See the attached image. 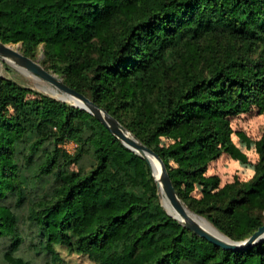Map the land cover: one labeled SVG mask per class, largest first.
<instances>
[{
    "label": "trees",
    "instance_id": "16d2710c",
    "mask_svg": "<svg viewBox=\"0 0 264 264\" xmlns=\"http://www.w3.org/2000/svg\"><path fill=\"white\" fill-rule=\"evenodd\" d=\"M0 42L29 58L42 45L45 69L156 153L180 200L220 233L243 241L264 224V136L249 180L206 176L232 147L230 118L264 112V0H0ZM30 92L0 77V264H59L56 246L97 264H264V239L224 249L167 214L149 164L87 111L41 95L24 104L38 119L59 109L54 130L15 124L5 109ZM21 141L43 155L28 179ZM87 145L95 165L66 173Z\"/></svg>",
    "mask_w": 264,
    "mask_h": 264
},
{
    "label": "rangeland",
    "instance_id": "374dc122",
    "mask_svg": "<svg viewBox=\"0 0 264 264\" xmlns=\"http://www.w3.org/2000/svg\"><path fill=\"white\" fill-rule=\"evenodd\" d=\"M11 46L20 51V43H11ZM31 59L37 61L43 68L49 67V63L43 64L44 56L42 45L37 47L34 57ZM47 71L51 72V70L48 69ZM55 75L63 80L62 75ZM0 77H6L19 86L28 88L32 91L27 94H18L15 97V102L5 109L7 117H9L15 124L26 128L29 132L35 131L36 129H40L45 132L53 131L54 124L61 117V111L57 108L49 106L45 108L47 117L38 119L34 114V111L28 106L29 104H24L26 100L36 102L42 95L73 106V100L60 99L58 95L62 97L61 92L55 90V88L45 80L37 78L31 73H26L20 65L10 59L0 58ZM49 88L54 90L56 95L50 93ZM230 126L232 129V147L222 152L217 159L211 161L208 164L206 171L209 183L212 184L214 178H217L219 187L225 183L232 182L234 179L246 181L253 176L255 172V165L259 157L256 150V142L264 136V112L259 111L256 107H251L245 112L231 117ZM0 137H6V132L2 129H0ZM155 142L159 146H167L171 141L166 136L159 135L156 137ZM60 147L68 153L73 154L77 146L73 142H66ZM16 150L24 157V161L22 160L23 173L27 179L31 178V176L36 173L38 165L42 161V152H32L29 149L28 142L26 141L16 143ZM95 163L96 159L94 157L93 149L91 146L87 145L83 149L82 155L72 164L65 165L63 170L68 174H74L78 171L88 172L95 165ZM151 176L157 186V182L153 177L152 171ZM202 190V187H197L192 195L198 198L201 196ZM162 196L168 203L164 194H162ZM158 198L163 209L171 216V214L167 211V207L164 204L162 197H159L158 195ZM183 204L188 208L185 203ZM255 213L261 217V220L264 223V210L255 211ZM196 216L202 217L198 214H196ZM202 218L205 219L204 217ZM54 250L57 252L59 257V264H97L86 255L67 252L65 248L60 246L54 247Z\"/></svg>",
    "mask_w": 264,
    "mask_h": 264
},
{
    "label": "water",
    "instance_id": "95a60500",
    "mask_svg": "<svg viewBox=\"0 0 264 264\" xmlns=\"http://www.w3.org/2000/svg\"><path fill=\"white\" fill-rule=\"evenodd\" d=\"M0 58L10 59L20 65L26 73H31L37 78H41L51 84L55 90L62 93V100L71 99L75 102L73 106L83 109L94 116L101 124H103L109 132L114 135L125 147L138 153L150 166L153 173L152 164L150 158H154L160 165L161 169V184H159L153 174L155 181L157 182V189L159 197L165 200L162 194L168 201V205L180 216V218L172 217L182 223L184 227L195 233L197 236L205 238L211 243L220 246L224 249H245L260 243L264 239V224L261 225L255 232H253L248 238L243 241H233L224 234L220 233L222 237H217L202 227H200L193 216L196 214L190 211L180 200L176 193L171 180L166 172L164 163L159 156L154 153L150 148L139 142L121 123L111 116L106 110L93 103L86 96L76 92L74 89L66 85L62 78L56 76L54 73L47 71L37 61L23 55L18 49L14 48L10 44L0 42ZM161 189V190H160ZM189 210L190 213L186 211Z\"/></svg>",
    "mask_w": 264,
    "mask_h": 264
},
{
    "label": "bare ground",
    "instance_id": "6f19581e",
    "mask_svg": "<svg viewBox=\"0 0 264 264\" xmlns=\"http://www.w3.org/2000/svg\"><path fill=\"white\" fill-rule=\"evenodd\" d=\"M36 79V78H35ZM49 92L53 93L56 95V92L52 89L49 88ZM58 97H60V95H58ZM74 101V100H73ZM75 102V101H74ZM150 162L152 164V169H153V174L157 180V182L159 184H161V169H160V165L159 163L154 159V158H150ZM161 190V189H160ZM164 204L167 207V211L173 216V217H177L180 218V216L168 205V203L164 200ZM186 211L188 213L189 210L186 209ZM193 219L196 221V223L202 227L204 230H206L207 232H209L210 234L217 236V237H222L221 234L206 220L203 219L202 217L199 216H193Z\"/></svg>",
    "mask_w": 264,
    "mask_h": 264
}]
</instances>
